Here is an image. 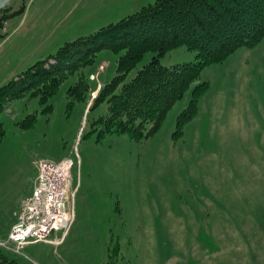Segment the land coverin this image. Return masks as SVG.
I'll use <instances>...</instances> for the list:
<instances>
[{
    "label": "rangeland",
    "instance_id": "rangeland-1",
    "mask_svg": "<svg viewBox=\"0 0 264 264\" xmlns=\"http://www.w3.org/2000/svg\"><path fill=\"white\" fill-rule=\"evenodd\" d=\"M20 1L4 4L16 8ZM49 1L32 0L24 7L23 23L0 43V84L65 41L153 0H79L75 5L60 0L64 9L60 5L54 20L42 15L56 5ZM35 21L43 23L35 34L21 36ZM17 22L16 15L3 20L0 32ZM118 53L100 49L83 68L86 103L66 105L65 90L75 73L45 102L25 93L2 103L0 240L5 224L15 221L41 159L70 162L73 220L62 240L58 229L48 233L49 240L27 243L18 253L0 248L18 264H103L107 245L117 240L114 264H264V35L203 66L153 133L140 139L106 133L97 140L94 130L86 131L105 103L88 112L86 105L91 92L114 73ZM194 53L179 44L159 62L191 61ZM150 54L146 51L124 79ZM202 80L207 88L196 113L173 137L176 114ZM47 103L51 108L43 110ZM29 112L35 118L23 128L18 121Z\"/></svg>",
    "mask_w": 264,
    "mask_h": 264
},
{
    "label": "trees",
    "instance_id": "trees-1",
    "mask_svg": "<svg viewBox=\"0 0 264 264\" xmlns=\"http://www.w3.org/2000/svg\"><path fill=\"white\" fill-rule=\"evenodd\" d=\"M25 7L21 0L16 8L0 7V27L3 20L19 15ZM264 35V0H153L137 9L78 36L44 57L34 60L23 70L0 84V108L3 102L25 93L45 102L68 75L76 74L66 87V105L74 100L87 102L89 89L83 68L90 64L96 51L107 49L118 53L114 73L98 88L90 100L87 112L105 103V110L89 122L86 133L95 131V139L106 133H126L140 139L153 133L162 122L168 108L203 66L221 61L239 46H252ZM4 36L0 32V39ZM182 44L195 50L191 61L163 65L159 57L169 48ZM146 51L149 59L134 74L124 79ZM207 88L205 80L195 83L188 101L175 117L173 137L197 110V101ZM47 103L43 110H49ZM34 112L18 121L21 127L31 125ZM3 128L0 122V139ZM103 264H114L119 252L117 240L106 247ZM0 264H18L0 248Z\"/></svg>",
    "mask_w": 264,
    "mask_h": 264
},
{
    "label": "built area",
    "instance_id": "built-area-1",
    "mask_svg": "<svg viewBox=\"0 0 264 264\" xmlns=\"http://www.w3.org/2000/svg\"><path fill=\"white\" fill-rule=\"evenodd\" d=\"M69 166L66 160L38 161L32 189L21 201L16 220L0 240V247L19 252L26 243L47 240L51 230H67L73 218L72 204L68 205Z\"/></svg>",
    "mask_w": 264,
    "mask_h": 264
},
{
    "label": "crops",
    "instance_id": "crops-1",
    "mask_svg": "<svg viewBox=\"0 0 264 264\" xmlns=\"http://www.w3.org/2000/svg\"><path fill=\"white\" fill-rule=\"evenodd\" d=\"M47 2H48V0H46ZM79 0H69V2L71 3V4H76L77 2H78ZM31 2H32V0H25V8H26V6H27V8H29V6H30V4H31ZM136 2H142V0H137ZM49 3H52V4H56L55 6H53V8H52V10L50 9V6H49ZM49 3H48V7H49V11H48V13H42V15H43V17H45L46 19H48V20H54V19H56L57 18V15L60 13V12H58V9L60 8V5H62V7H63V9H64V6H63V1H61L60 2V0H50L49 1ZM25 8H24V10H25ZM44 9H46V6H45V8ZM23 10V12L20 14V15H16L17 17H18V22H17V24L10 30V31H8L9 29L8 28H6L4 31H5V33H4V36L0 39V43H2V42H4V40H6L8 37H10V33H12L13 31H16V30H14V29H16L19 25H21L22 23H23V20H24V18H25V16L27 15V11H24ZM61 11V10H60ZM48 14H50V16H47ZM13 17V16H12ZM59 18H60V16H58ZM43 23H38V21H35L34 23H33V25H32V27H31V29L30 30H28V29H24V34H20V33H18V34H20L21 36H25L27 33H29L30 32V35H32L34 32H36L35 30H37V27H39V25H42ZM11 27V26H10ZM35 34V33H34ZM33 34V35H34ZM28 194V193H27ZM14 222V220H12L11 222H7L6 224H5V234L7 233V231H8V229H9V227H10V225L12 224ZM5 236V235H4Z\"/></svg>",
    "mask_w": 264,
    "mask_h": 264
},
{
    "label": "water",
    "instance_id": "water-1",
    "mask_svg": "<svg viewBox=\"0 0 264 264\" xmlns=\"http://www.w3.org/2000/svg\"><path fill=\"white\" fill-rule=\"evenodd\" d=\"M6 2V0H0V7Z\"/></svg>",
    "mask_w": 264,
    "mask_h": 264
}]
</instances>
